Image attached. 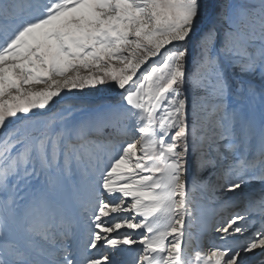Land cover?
<instances>
[{"label":"snow or ice","instance_id":"6c2138e0","mask_svg":"<svg viewBox=\"0 0 264 264\" xmlns=\"http://www.w3.org/2000/svg\"><path fill=\"white\" fill-rule=\"evenodd\" d=\"M0 264H264V0H0Z\"/></svg>","mask_w":264,"mask_h":264},{"label":"rangeland","instance_id":"374dc122","mask_svg":"<svg viewBox=\"0 0 264 264\" xmlns=\"http://www.w3.org/2000/svg\"><path fill=\"white\" fill-rule=\"evenodd\" d=\"M97 95H104V94L101 93V94H97Z\"/></svg>","mask_w":264,"mask_h":264}]
</instances>
